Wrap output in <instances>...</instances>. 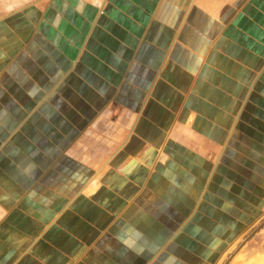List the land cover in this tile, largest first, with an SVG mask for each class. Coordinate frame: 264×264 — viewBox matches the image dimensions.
<instances>
[{"label":"crops","instance_id":"1","mask_svg":"<svg viewBox=\"0 0 264 264\" xmlns=\"http://www.w3.org/2000/svg\"><path fill=\"white\" fill-rule=\"evenodd\" d=\"M263 213L264 0L0 17V264H223Z\"/></svg>","mask_w":264,"mask_h":264},{"label":"rangeland","instance_id":"2","mask_svg":"<svg viewBox=\"0 0 264 264\" xmlns=\"http://www.w3.org/2000/svg\"><path fill=\"white\" fill-rule=\"evenodd\" d=\"M37 0H0V17ZM223 264H264V213Z\"/></svg>","mask_w":264,"mask_h":264},{"label":"bare ground","instance_id":"3","mask_svg":"<svg viewBox=\"0 0 264 264\" xmlns=\"http://www.w3.org/2000/svg\"><path fill=\"white\" fill-rule=\"evenodd\" d=\"M238 242V241H237Z\"/></svg>","mask_w":264,"mask_h":264}]
</instances>
